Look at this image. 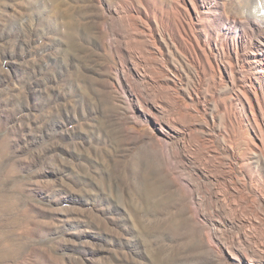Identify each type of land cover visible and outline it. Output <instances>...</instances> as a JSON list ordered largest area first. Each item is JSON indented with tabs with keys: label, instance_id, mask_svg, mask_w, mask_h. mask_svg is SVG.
Returning <instances> with one entry per match:
<instances>
[{
	"label": "rangeland",
	"instance_id": "obj_1",
	"mask_svg": "<svg viewBox=\"0 0 264 264\" xmlns=\"http://www.w3.org/2000/svg\"><path fill=\"white\" fill-rule=\"evenodd\" d=\"M0 264H264V0H0Z\"/></svg>",
	"mask_w": 264,
	"mask_h": 264
}]
</instances>
